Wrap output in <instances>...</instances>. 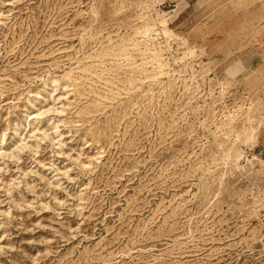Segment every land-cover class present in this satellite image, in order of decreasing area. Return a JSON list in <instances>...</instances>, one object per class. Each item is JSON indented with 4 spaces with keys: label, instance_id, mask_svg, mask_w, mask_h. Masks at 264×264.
<instances>
[{
    "label": "rangeland",
    "instance_id": "1",
    "mask_svg": "<svg viewBox=\"0 0 264 264\" xmlns=\"http://www.w3.org/2000/svg\"><path fill=\"white\" fill-rule=\"evenodd\" d=\"M0 264H264V0H0Z\"/></svg>",
    "mask_w": 264,
    "mask_h": 264
}]
</instances>
